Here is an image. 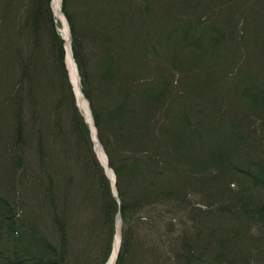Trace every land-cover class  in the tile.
<instances>
[{"label": "rangeland", "instance_id": "obj_1", "mask_svg": "<svg viewBox=\"0 0 264 264\" xmlns=\"http://www.w3.org/2000/svg\"><path fill=\"white\" fill-rule=\"evenodd\" d=\"M142 1L153 9L147 21L153 28L144 25L146 33L136 35L140 46L148 40L149 47L143 51L130 47V54L138 57V69L128 74V85L133 81L134 92L148 91V97L154 89L166 95L144 111L150 113V118H142L147 122L144 126L154 127V133L139 160L143 165L154 158L157 170L167 168L168 161L173 163L164 172L157 171L160 189L154 190L155 185L145 194L159 198L154 195L165 192L170 180L174 198L180 193L182 199L165 205L145 200L147 208L129 223L122 218L115 264H264V218H250L244 208L250 204L252 214L264 205V182L256 177L257 163L264 166V112L256 111L235 91L241 73L250 77L246 83L255 80L264 88V53L259 52L264 34L258 28L264 19V0H187L193 8L183 13L179 0ZM51 3L58 31L62 23ZM32 6V0H0V7L11 11L6 21L16 27V32L4 34L6 42L0 50V196L12 206L20 227L14 244L4 243L3 238L1 252L28 253L31 257L25 264L40 253L49 257L48 249L54 250L53 258L65 253L62 264H108L120 210L110 229L101 212L107 198L104 179L94 160L100 164L93 141L99 137L78 107L66 54L61 68L48 31L40 23L39 38L30 35L25 19ZM179 19L192 27L198 23L199 32L189 33L198 40L193 46L191 39L179 42V37L185 39L182 29L179 37H171L176 33L172 20ZM138 26L143 28L141 23ZM217 26L227 33L212 47L210 36ZM197 47L201 53L193 59ZM23 58H31L34 66L29 65L18 89ZM205 73L210 74L208 83ZM160 127L167 129L163 133L169 142L159 138ZM175 132L182 138V161L165 148L175 144L179 135ZM101 167L117 201L119 196ZM126 230L130 244L122 258ZM223 240L225 245L220 244ZM4 258L0 253L3 264Z\"/></svg>", "mask_w": 264, "mask_h": 264}, {"label": "trees", "instance_id": "obj_2", "mask_svg": "<svg viewBox=\"0 0 264 264\" xmlns=\"http://www.w3.org/2000/svg\"><path fill=\"white\" fill-rule=\"evenodd\" d=\"M32 1L33 6L31 10L28 11V15L25 19V24L29 29V33L31 36L39 38L40 34L38 27L40 23V25L48 31V36L53 42L57 65L59 64L61 68H64V40L55 28V21L50 8V0ZM179 1L180 13L185 12L187 10L186 8H193L191 1ZM195 3L198 2L195 1ZM249 9L255 11L257 14L259 13V10L257 9ZM259 9L262 8L259 7ZM62 10L67 17L71 28L72 50L81 76L82 91L90 101L99 140L108 155L109 164L116 174V185L121 200L120 204L112 195L110 184L106 176L103 175L101 165L96 157L94 158L102 179H104V192L107 198L104 201L101 212L105 224H108L110 229H113L114 216L118 209H120L124 222L126 224L129 223L141 210L147 208L145 200H154L158 205H165L166 203L173 201L180 202L182 195L179 193V197L174 198L173 193L176 191L174 190L175 185L170 180H166L167 182L164 187L166 190L165 192L162 194L156 193L154 195L160 196L159 198H146L148 197L146 196L147 194H145L147 190L156 185V187H154L155 190L159 188L160 186L158 187V185L162 183V181H159L160 178L157 174V171H159L161 167L157 170L158 166H153L154 158L147 160L146 162L144 161L143 165H141V161L139 160L142 151H144L143 149H145L144 145L150 141V138L154 133V127H150L149 124L148 126H144L147 122L145 123V120H142V118H150V113H145L144 111L149 108V105L153 106L157 102H160L163 95H166L162 91L155 89L154 92L149 95L150 97L147 96L148 91L141 92L140 95L132 89L134 84L133 81L131 86L128 85V83H131L128 74L136 72L138 69V57L137 55H134V52L130 54V47L136 45L138 46L137 51H143V48L146 45L148 47L150 46L148 40L144 41V43L141 42L140 46L138 43L140 40L136 37L138 32H144L145 34V29L149 30L153 28V25H149L150 23L147 22L151 18L149 13H153L150 3H145V1L142 0H63ZM263 10L264 8L262 11ZM10 12V10L0 7V26H4L3 36L2 39H0V50L2 45L4 46L6 42L4 34H10L11 30L16 32L15 25L12 24L10 20L6 21ZM262 14L264 15V12ZM179 21L172 20V30H176V33L171 37H179L180 30L182 29L184 35L181 36H184L185 39L179 37V42H182V39L187 43L191 39L189 33L194 30L199 32L197 29L199 25L196 23V25L192 27V24L188 21L187 24H185L184 19H179ZM139 23L143 24L142 29L139 28ZM144 25L146 26L145 29ZM258 26L259 31L264 34V19L259 20ZM178 30L179 32H177ZM226 31L227 30L223 29V27H213V33L210 36L212 47H215L221 39L223 40L225 38ZM191 40L192 46L194 43L196 44V41L198 42L197 39L196 41L193 39ZM169 42H171V38ZM172 43L177 44L178 41L173 39ZM207 46L208 43H206V47ZM259 52L264 53V47L261 48V51ZM193 53V59L195 56L197 57V55L200 56V47H197L195 51L193 50ZM29 59L23 58V61H21L22 71L19 80L16 82V87L18 89L19 86L21 87L23 80L27 78V68L34 66V63L31 62V58ZM40 64L41 62H38V65ZM209 76L210 74L208 73L203 75L205 83ZM237 78L239 79L240 85L235 86V91L238 92L240 98L244 101L252 102L256 111L259 110L260 113L264 112V88L255 80L253 81L254 83H246L250 78L248 75L241 73L237 75ZM67 84L70 86L69 82H67ZM69 92L71 93L70 88ZM163 107L159 110V113L163 111ZM185 121L189 125L188 117L185 118ZM80 122L83 123L82 120ZM83 126L85 128V125ZM156 127V129H158V126ZM159 129V138L169 142L168 134H166L167 129L164 127H160ZM190 138L194 137L188 136V140ZM176 141L174 142L175 146L171 145L169 149L170 145H166L165 148L171 157L177 155L182 161V138L180 133ZM170 151L173 153H170ZM149 155L146 157H149ZM179 158L177 159L178 161H180ZM163 164L167 166L166 163ZM172 164V162L168 161V167L161 168L162 171L164 172L165 169L167 170L170 168ZM257 164L260 166L258 168L259 172L256 176L257 180L261 177L264 182V166L260 165V163ZM175 166L176 165L173 167ZM143 184H145L144 187H142ZM133 195L134 198L129 201V198ZM244 208L246 209L245 211H249L248 217H252L255 220L256 218L258 219V217L264 218V205L255 207L252 211L253 215L250 213V204H246ZM15 215L16 214L10 203L0 196L1 245L3 243V238L6 240L4 243H13L14 241H17L15 238V232L20 227H17L18 224ZM125 232L126 235L123 237L121 248L123 250L122 258L127 254V249L130 244V236L127 230ZM6 234L8 237H5ZM108 241L110 243V239ZM220 244L225 245V241L223 240ZM1 249L2 246H0V253L5 256V264H25L27 258L31 257L28 253L20 254L17 250L12 253L13 256H9V254L6 255L1 252ZM45 251H50V254H48L49 257L44 256L45 252L40 253L39 258L33 256L34 258L30 260V264H62L66 260L65 253L63 252L58 254L60 256H57V258H53L56 255L55 253L52 254L54 250L48 249ZM1 261L2 260H0V264H3Z\"/></svg>", "mask_w": 264, "mask_h": 264}, {"label": "bare ground", "instance_id": "obj_3", "mask_svg": "<svg viewBox=\"0 0 264 264\" xmlns=\"http://www.w3.org/2000/svg\"><path fill=\"white\" fill-rule=\"evenodd\" d=\"M51 4H52V8H53L55 17L59 21H61V23H62V27H60L59 29H60L62 36L66 40V64H67V67L69 69L71 80H72L73 85H74V89L76 92L77 102H78L79 108L82 111V113L84 114V116H85L86 120L88 121V123L90 124V126L93 128L92 113H91L88 101L86 100V98L82 94V91H81V88L79 85V78H78V74H77L76 64H75V61H74L72 54H71V50H70V46H69V44H70V28H69L66 16L62 11L61 0H52ZM58 20H56V21L58 22ZM97 149H98V154L100 156V159L106 165V168L108 170V174L113 179V172L107 166V162H106V158H105V154H104L103 150L98 145H97ZM119 242H120V234H119L118 229H117V234H116V238H115V246L113 247V252L111 255L112 257H110L108 264H115V260H116V256H117V252H118V248H119Z\"/></svg>", "mask_w": 264, "mask_h": 264}, {"label": "water", "instance_id": "obj_4", "mask_svg": "<svg viewBox=\"0 0 264 264\" xmlns=\"http://www.w3.org/2000/svg\"><path fill=\"white\" fill-rule=\"evenodd\" d=\"M69 46H70L71 54H72V57H73V52H72V48H71V43L69 44ZM75 64H76V63H75ZM76 68H77V64H76ZM77 74H78V78H79V81H80V76H79L78 69H77ZM93 124H94V120H93ZM94 125H95V124H94ZM95 130H96V129H95ZM93 141H94V145H95V152L98 154L97 145L100 146L101 149L103 150L104 154H105V158H106L107 166L109 167V164H108V157H107V155H106V153H105V151H104L102 145L100 144V142H99L98 140H97V141L93 140ZM96 142H97V144H96ZM98 158H100L99 154H98ZM100 162H101L102 166L104 167V169H105V171H106L108 177L110 178L111 183H112V186H113V187H112V188H113V192H114V194L117 196V195H118V192H117V189H116V178H115V173H114V171L112 170V168L109 167L110 170L113 172V179H112V178L110 177V175L108 174V170H107V168H106V165L101 161V159H100ZM121 225H122V218H121L120 213H118V215H117V229H118V232H119V233L121 232Z\"/></svg>", "mask_w": 264, "mask_h": 264}]
</instances>
